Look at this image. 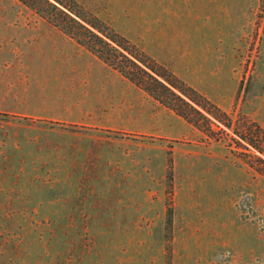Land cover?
Masks as SVG:
<instances>
[{"label":"rangeland","instance_id":"374dc122","mask_svg":"<svg viewBox=\"0 0 264 264\" xmlns=\"http://www.w3.org/2000/svg\"><path fill=\"white\" fill-rule=\"evenodd\" d=\"M72 1L231 128L193 127L0 0V264H264L261 155L239 138L264 130V0Z\"/></svg>","mask_w":264,"mask_h":264},{"label":"trees","instance_id":"16d2710c","mask_svg":"<svg viewBox=\"0 0 264 264\" xmlns=\"http://www.w3.org/2000/svg\"><path fill=\"white\" fill-rule=\"evenodd\" d=\"M17 1L36 13L43 14L45 16L43 18L64 31L77 44L87 49L104 64L117 70L124 78L193 127L211 133L214 126L212 120H215L225 128H231V120L224 111L180 81L163 65L137 50L98 18L81 15V10L74 9L77 8L74 1ZM48 14L56 16L57 20L53 21ZM257 128L259 130L257 135H254L251 128L242 129L239 138L245 143L246 151L252 148L261 155L258 161L264 175V130ZM168 179L171 180L170 173Z\"/></svg>","mask_w":264,"mask_h":264}]
</instances>
